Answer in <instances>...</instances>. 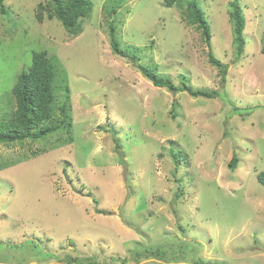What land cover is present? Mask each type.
Returning a JSON list of instances; mask_svg holds the SVG:
<instances>
[{
  "label": "rangeland",
  "instance_id": "rangeland-1",
  "mask_svg": "<svg viewBox=\"0 0 264 264\" xmlns=\"http://www.w3.org/2000/svg\"><path fill=\"white\" fill-rule=\"evenodd\" d=\"M189 1L92 0L78 37L48 10L38 19L48 0L4 2L0 122L13 118L18 76L46 51L57 65L48 124L61 123L69 96L72 126L0 144V264H264V0L240 1V58L233 0H196L209 45L188 23ZM111 24L127 58L112 51ZM139 66L218 96L155 87ZM173 150L185 156L178 166Z\"/></svg>",
  "mask_w": 264,
  "mask_h": 264
},
{
  "label": "trees",
  "instance_id": "trees-1",
  "mask_svg": "<svg viewBox=\"0 0 264 264\" xmlns=\"http://www.w3.org/2000/svg\"><path fill=\"white\" fill-rule=\"evenodd\" d=\"M0 0V12L6 14L4 2ZM185 0H164L165 6L170 8L176 6ZM241 0H233L231 3L230 19L234 24V42L237 47V56L240 58L245 51L246 40L244 32L246 28V18L243 13ZM40 13L38 19H43L42 11L48 10V16L51 19L59 20L65 29L73 37H78L83 31V21L91 16L93 10L92 0H48L46 5H39ZM111 13H116V9L112 8ZM188 23L197 26L206 38V43L211 42V28L207 21L203 10L199 7L196 0H190L188 3ZM114 24L110 26L111 48L115 55L127 58L129 55L121 48L120 42L116 38ZM261 53L264 55V37L262 39ZM209 62L216 67L223 80L228 72V66L218 60L209 50ZM133 63L135 64V56L133 55ZM140 72L153 83L155 87L165 88L172 93H187L195 98L214 99L218 96L217 92H208L204 90H195L187 82L178 87L169 79H164L149 67L139 66ZM57 76V65L48 57L46 51L34 52L32 63L27 71H23L17 78V82L12 90V96L16 102V109L12 120L8 122H0V144L10 145L16 142H25L27 140L41 141L55 134L59 130L66 129L70 132L72 122L68 116V102L60 107L62 116L61 123L57 126L48 124L53 117L55 103V82ZM173 106H177L174 102ZM237 112V108H234ZM172 157L176 165L184 158L182 152L172 151ZM239 159L233 157L229 167L236 170ZM258 180L264 185V172L258 174ZM147 254L149 252H146ZM140 255H143L140 253ZM59 263L65 264H84L83 259L78 257L57 258ZM85 264H99L95 258L86 259ZM127 262L126 260H123Z\"/></svg>",
  "mask_w": 264,
  "mask_h": 264
}]
</instances>
